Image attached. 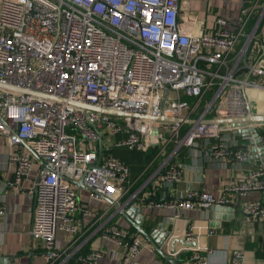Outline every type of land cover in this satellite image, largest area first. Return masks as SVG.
I'll return each instance as SVG.
<instances>
[{"label": "built area", "instance_id": "1", "mask_svg": "<svg viewBox=\"0 0 264 264\" xmlns=\"http://www.w3.org/2000/svg\"><path fill=\"white\" fill-rule=\"evenodd\" d=\"M180 1L0 0V84L16 89L0 88V136L7 142L16 187L36 164L30 235L41 243L46 264H63L73 254L75 264H100L103 256L99 248L82 252L80 237L64 250L56 240L58 231H78V209L90 215L79 203L81 188L65 177L82 179L90 199L110 200L117 210L126 194L124 204L137 200L141 187L133 188L129 166L105 156L107 148L157 146L163 154L173 144L147 179L154 176L160 186L180 179L181 164L174 157L182 147L197 148L216 161L247 160V152L223 134L236 131L214 119L243 117L255 102L264 113V42L256 37L257 22L249 32L243 30L252 9L242 8L234 29L219 16L214 31L207 32L197 29V17L184 12ZM240 36L244 41L236 50ZM99 134L104 150L97 161ZM225 190L264 191V168L252 169L245 181ZM226 203L207 191L188 189L181 198L150 204L181 211ZM242 210L264 219L258 201L245 202ZM4 214L0 198V219ZM130 230L110 221L101 232L113 243L119 264H130L144 247L153 249ZM189 259L207 264L197 251ZM231 264H240L239 253Z\"/></svg>", "mask_w": 264, "mask_h": 264}, {"label": "crops", "instance_id": "2", "mask_svg": "<svg viewBox=\"0 0 264 264\" xmlns=\"http://www.w3.org/2000/svg\"><path fill=\"white\" fill-rule=\"evenodd\" d=\"M263 2L264 0H181L180 4L184 12H191L197 17V29L207 32L214 31L216 28L215 19L219 16L226 18L228 28L234 29L238 25L242 8H251L243 30L245 33L249 32L257 22L256 37L264 42V15L260 16ZM255 38L251 43L253 49L258 41ZM243 41L244 37L240 36L236 50ZM260 111V103L251 104V112L259 114ZM223 134L228 139H234L236 149L246 151L243 147L246 140L240 141L241 137L236 132L226 131ZM7 154L6 139L0 136V198L5 206V214L0 219V245L2 248L0 264H46L42 255L41 243L33 240L30 235L35 205L33 189L36 164L28 176L22 180L19 187H16L13 183V169L8 163ZM163 154L157 151L145 166L140 167L143 163L141 162L137 164V168L132 167L131 164V168L129 167L130 177L137 172L133 178L131 177L133 188L141 187L137 193V200L131 203L141 208L143 229L148 231L157 224H161L159 231H168L170 239L181 238L190 233L193 237L187 236L186 241L195 242L193 247L180 242L175 243L176 250L180 252L178 256H175L179 257V264H194L189 259V255L194 251L205 257L207 264H231L232 256L236 252L240 255V264L264 262V219H253L244 214L242 210L243 204L250 200L258 201L264 207V191L225 190V187L245 181L248 173L256 166L248 160L216 161L199 149L186 146L174 157L181 164L180 179L173 182L171 186H160L154 176L147 179L161 164L165 152ZM188 189L195 192L207 191L215 198L226 199L227 204H238V211L230 212L228 207L222 205L224 209L219 211H215L214 207L207 210L178 211L169 207L158 208L150 204L181 198L184 191ZM80 191L79 203L89 208L90 215L84 216L79 209L75 212L78 231L74 234L58 231L56 240L60 248L64 250L72 239L80 237L82 252L99 248L103 250V256L99 260L100 264H119L113 243L101 235L103 226L110 221H115L125 230L131 228L129 232L131 235L134 234L135 228L120 214V209L117 210L113 204L106 200H92L87 196L85 189L81 188ZM126 195L118 199V204L123 210L129 206V203L124 204ZM131 208L130 205L128 209L131 210ZM135 216L139 217V213ZM102 222L104 225H100ZM163 249L167 253L175 255L170 252L171 248L166 243L163 245ZM75 259V254H73L63 264H75ZM130 264L166 263L155 253L154 249L144 247Z\"/></svg>", "mask_w": 264, "mask_h": 264}, {"label": "water", "instance_id": "3", "mask_svg": "<svg viewBox=\"0 0 264 264\" xmlns=\"http://www.w3.org/2000/svg\"><path fill=\"white\" fill-rule=\"evenodd\" d=\"M0 88H9L11 90H16L12 87H8L6 85L0 84ZM71 105L77 106L78 108L82 109H88L93 110L96 112H101L105 114H122V115H128V116H134L133 114H123L120 112H117L112 109H102L95 107L93 105L89 104H83V103H77V102H70ZM152 120L158 122V121H164L168 120L170 121V118L165 117H154L151 118ZM215 122H219L220 124H226L230 128L234 129L236 131V134L240 136L242 139L246 140V143H244L243 147L246 149L247 152V160L254 164L256 167H263L264 168V138L262 134L260 133L261 126H264V113H253L249 109L248 113L240 118H220V119H214ZM104 150V145L102 142L101 135L99 134L97 137V155L98 160H100L102 153ZM65 179L73 184H75L78 188H84L82 179L79 180H72L70 178ZM34 192L36 191V188L34 187ZM110 202V200H107ZM136 201V200H134ZM131 205V210L128 209V207ZM117 207V205H114ZM129 206L125 208V210H119L120 214L124 216L128 220V222L135 228L136 233L141 234L148 243L153 247L156 254H158L164 263L166 264H179L178 258L175 256L170 255L163 249V245L168 242L170 248L172 251L175 250V243L180 242L184 243L187 246L193 247L195 245V242H187L186 237L181 238H169L170 233L168 231L160 232L159 229H161V224H157L156 226L150 228L148 231L144 230L141 226V218H143V214L141 213V208L138 206H134L133 203H129ZM221 206V205H220ZM216 205L214 206L215 211L223 210L224 208L222 206L228 207V210L231 212H237L238 211V204H223L221 207ZM139 213V217L135 216V214ZM230 215V214H228ZM178 256V255H177Z\"/></svg>", "mask_w": 264, "mask_h": 264}, {"label": "trees", "instance_id": "4", "mask_svg": "<svg viewBox=\"0 0 264 264\" xmlns=\"http://www.w3.org/2000/svg\"><path fill=\"white\" fill-rule=\"evenodd\" d=\"M185 99L189 100L190 102L192 101V98H187L185 97ZM260 133L262 134L263 138H264V129L260 128ZM240 141H243V139L239 138ZM173 146V144H170L169 146H167V149L165 150V152H167L171 147ZM121 148H126V147H110L107 148L104 152V155H107L108 157H114V158H118L121 159L124 163H126L130 168V164L132 165V167L134 166L135 168H137V164H140L141 162L142 165L140 167H142L143 165L145 166V164L153 157L156 155V152L158 151V148L156 146H151L149 147L147 150L142 151V150H136V149H128L127 150H131L132 152L134 151V154H130V157H128V153L124 152L123 150H118ZM184 148V147H182ZM181 148V149H182ZM118 150V151H117ZM164 155V154H162ZM139 167V168H140ZM129 168V169H130ZM131 173V170H130ZM137 172L132 174V178L135 176Z\"/></svg>", "mask_w": 264, "mask_h": 264}, {"label": "rangeland", "instance_id": "5", "mask_svg": "<svg viewBox=\"0 0 264 264\" xmlns=\"http://www.w3.org/2000/svg\"><path fill=\"white\" fill-rule=\"evenodd\" d=\"M243 140H244V139H243ZM118 150H120V151L123 150L124 152L128 153L129 156H130V154H134V153H135L134 151L132 152L131 150H127L126 148H121V149H118ZM118 150H117V151H118ZM107 155H110V154H107ZM107 155H106V156H107Z\"/></svg>", "mask_w": 264, "mask_h": 264}]
</instances>
